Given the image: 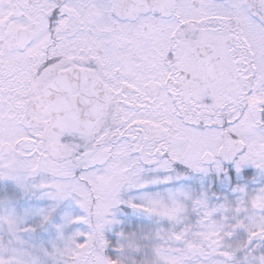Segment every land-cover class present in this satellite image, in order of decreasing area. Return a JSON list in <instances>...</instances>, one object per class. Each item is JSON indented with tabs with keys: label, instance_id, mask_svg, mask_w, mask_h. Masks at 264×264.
Instances as JSON below:
<instances>
[{
	"label": "snow or ice",
	"instance_id": "1",
	"mask_svg": "<svg viewBox=\"0 0 264 264\" xmlns=\"http://www.w3.org/2000/svg\"><path fill=\"white\" fill-rule=\"evenodd\" d=\"M0 264H264V0H0Z\"/></svg>",
	"mask_w": 264,
	"mask_h": 264
}]
</instances>
